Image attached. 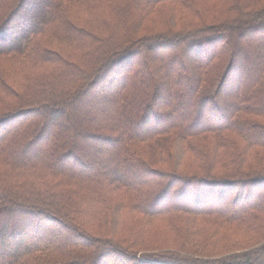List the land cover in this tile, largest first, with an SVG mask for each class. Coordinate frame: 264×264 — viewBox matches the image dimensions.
<instances>
[{
  "label": "trees",
  "instance_id": "trees-1",
  "mask_svg": "<svg viewBox=\"0 0 264 264\" xmlns=\"http://www.w3.org/2000/svg\"><path fill=\"white\" fill-rule=\"evenodd\" d=\"M0 264H264V0H0Z\"/></svg>",
  "mask_w": 264,
  "mask_h": 264
},
{
  "label": "rangeland",
  "instance_id": "rangeland-1",
  "mask_svg": "<svg viewBox=\"0 0 264 264\" xmlns=\"http://www.w3.org/2000/svg\"><path fill=\"white\" fill-rule=\"evenodd\" d=\"M12 37V36H11Z\"/></svg>",
  "mask_w": 264,
  "mask_h": 264
}]
</instances>
